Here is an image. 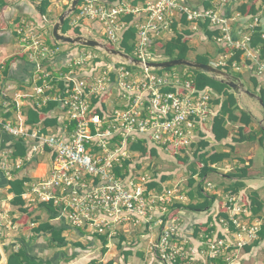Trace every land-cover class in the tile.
I'll list each match as a JSON object with an SVG mask.
<instances>
[{
	"label": "built area",
	"instance_id": "2783aa9c",
	"mask_svg": "<svg viewBox=\"0 0 264 264\" xmlns=\"http://www.w3.org/2000/svg\"><path fill=\"white\" fill-rule=\"evenodd\" d=\"M128 14L134 15L132 22L123 19ZM183 18L194 24L209 19L213 29L219 31L215 36L219 47L250 52L259 73L264 75V63L250 47L251 35L236 37L230 18L215 6L195 8L189 0H145L141 5L126 0L113 4L106 0H80L72 24L99 23L102 27L99 32L114 46L111 48L122 51L125 30L135 27L137 36L131 40L133 54L130 55L146 65V62L166 60L161 56L164 49L157 41L167 42L162 34L172 33L175 23L178 29L186 26ZM258 22L256 18L255 25ZM90 25L87 27L92 29ZM33 46L39 55L37 69L40 70L41 62L55 51L40 40H35ZM81 48L79 56L55 69L58 72L55 79L63 82L55 99L67 114L68 124L73 126L69 134L45 135L25 131L11 122L3 123L5 131L32 138L27 159L34 158L46 146L53 155L49 176L35 182L26 199L29 203H51L59 216H65L74 227L109 238L118 235L119 225L136 226L151 221L159 211L156 224L161 228L160 234L151 242L154 257L162 264H195L194 251L182 238L176 220L163 217L176 199L173 191L153 192L149 184L155 181L156 173L149 166L138 171L139 156L131 145L143 140L174 155L186 153V149L208 134V126L220 114L214 104L217 94L210 88L198 89L194 76L186 71L138 67L111 55L107 61L104 56L108 54L103 49ZM160 56L163 58L159 59ZM229 63L220 60L212 64L220 68L230 66ZM236 65L233 63L232 67ZM51 89H54L52 80L44 81L35 88V94L44 95ZM115 90L118 100L115 107L105 108L103 104ZM23 162V158H18L14 165L20 167ZM125 162H129L128 168ZM118 168L122 170L120 174ZM236 200L237 197L229 198L235 215L248 213L247 205L242 208ZM235 215L220 222L225 226L235 225L234 237L242 247L257 237L260 224H250ZM231 245L229 235L209 236L207 254L217 258Z\"/></svg>",
	"mask_w": 264,
	"mask_h": 264
},
{
	"label": "crops",
	"instance_id": "0c3cea01",
	"mask_svg": "<svg viewBox=\"0 0 264 264\" xmlns=\"http://www.w3.org/2000/svg\"><path fill=\"white\" fill-rule=\"evenodd\" d=\"M45 1L49 4L46 11H42V2ZM126 1L134 4V0ZM249 1L189 0V3L195 8L215 6L221 9L230 18L236 32L235 36L241 39L249 34L252 38L257 25L264 28L262 10L253 17L243 16L238 11L237 7L240 3ZM143 3L144 1L138 2L139 5ZM207 3L211 6L206 7ZM69 5L67 0H0V249L3 252L1 264H7L11 252L20 250L39 264H162L151 252V242L159 237L161 229L156 224V215L159 211L151 221L141 222L136 226L131 223L119 225L118 235L109 238L107 235L74 227L65 216H59L51 203H29L26 199L30 187L49 176L53 155L46 146L32 159H27L28 154L14 156L16 150L14 143L17 140L23 144H31L33 140L30 137L24 138L5 131L3 123L11 122L25 131H35L45 135L69 134L72 131L73 126L68 124L67 114L55 99L58 94L57 88H63V82L55 79L58 76L55 69L59 64L79 56L82 53V45L59 42L51 34L53 25ZM261 15L263 18L260 17ZM76 18L77 10L67 18L70 19L71 27L68 33L78 35L74 29L80 28V35L98 40L93 34L99 32L95 30L94 22L79 21L78 25H73L72 22ZM256 18L259 20L257 25H255ZM89 24L92 29L87 27ZM184 30L191 32L187 35L190 38L188 42L191 48L188 53L190 59L196 60L197 55L201 54L207 55L211 63L220 60L230 61L232 51L226 52L219 47L211 50L209 44L213 39L206 35L200 23L187 21L186 26L179 31ZM174 33L175 31L162 34V37L169 41L176 35ZM35 40L44 42L55 51L48 60H45L46 62L44 60L41 62L43 67L40 70L37 69L39 55L33 46ZM253 49L255 54L260 56V47ZM109 57L111 56L105 55L104 59L109 61ZM260 61L264 63V58L261 56ZM233 63L237 64L236 67H232ZM233 63L227 66L229 72L233 71L236 75L240 73L242 76L239 77L248 88L250 86L247 81H250L251 76L258 77L264 87V75L259 73L257 63L250 56V52L242 53L241 61H233ZM64 70L66 71L67 68ZM47 74L51 76L45 77ZM50 80L54 84V89L48 90L44 95L35 94L37 86ZM114 92L111 98L107 99L106 104H103L105 108L115 107L118 100L117 91ZM235 94L240 107L254 117L253 122L247 126L246 133L241 134L238 131L239 127L243 126L240 122H228L230 135L222 141H217L212 130L214 122L212 121L208 126V134L203 136L202 140L193 143L192 147L186 149V153L180 156L186 159V164L182 159L180 160V157L178 160L173 154L157 148L154 144L147 145L149 150L154 149L156 154L151 153L149 158L146 156L147 158L143 160L144 162L151 159L150 164L153 165L152 168L156 173L155 182H159V185L152 189L153 192L160 194L168 190L173 191L176 199L173 200L172 205L170 204L171 206L169 205L163 217L165 220H176L182 238L194 251L195 264H264V146L258 141L262 135L258 130L262 128L260 124L258 128L256 125L259 121L258 109L262 110V108L254 99L251 98L252 102H245L243 98L241 100L239 94ZM215 100V109L220 113L221 104H216ZM32 107L43 114H39L41 119L34 124L27 123L28 110ZM252 135H256L257 139L237 141L241 137ZM202 141L208 145L199 152H205L207 157L216 152L231 154L221 162H209L213 171L204 177L200 175L204 163L198 161L195 154L197 149L201 148ZM135 152L139 156L137 167L141 169L143 165L140 158L143 155L140 151ZM153 157L169 158L170 160L167 161L172 163V167L158 172L157 168L154 169L157 159L155 163ZM18 158L24 159L20 167L14 165ZM178 161L183 162L184 166L178 164ZM244 166L250 167V170L248 176L242 179L239 175L240 169ZM152 168L150 167L151 170ZM163 177H166V180H163ZM13 180L23 181L21 202L14 201L17 191L11 188ZM192 180H194L193 184L190 182ZM239 182H243L244 186L236 191ZM252 192H257L258 200L263 205L259 212H255L256 206L253 207L251 203ZM231 197H237L236 203L241 204L242 208L246 204L248 213L235 215L236 211L232 210L233 203L229 201ZM210 198H213V201L205 210L187 207L191 204L203 203ZM179 204L186 207L175 210L174 208ZM233 215L241 217L250 224H260L257 237L248 240L242 247L237 245L234 237L237 231L235 225L230 223L225 226L220 222V219L229 220ZM215 235L220 237L229 235L232 245L224 255L212 258L207 254V237ZM103 237H106L107 242H104Z\"/></svg>",
	"mask_w": 264,
	"mask_h": 264
},
{
	"label": "trees",
	"instance_id": "16d2710c",
	"mask_svg": "<svg viewBox=\"0 0 264 264\" xmlns=\"http://www.w3.org/2000/svg\"><path fill=\"white\" fill-rule=\"evenodd\" d=\"M109 1L110 3L117 2L118 0H106ZM140 1H145V0H134V4L137 5L138 2ZM264 2V0H263ZM49 2L45 1L42 2V11H46V7L48 6ZM211 4L207 3L206 7H210ZM238 11L240 12L241 15L243 16H255L261 11V6L256 5L253 0H250L249 2H242L238 5L237 7ZM124 20L127 22H132L134 20V15L129 14L123 17ZM184 24H187V19L183 18L182 20ZM97 23V22H96ZM98 27L101 29V25L97 23ZM200 25L206 35L210 39H214L215 36L219 35L218 29H213V27L210 25V20H205L204 22H200ZM178 24H174V30L176 32V35L170 39L167 42H162V41H157L158 45L161 46V48L164 49L163 52V57L165 59H174V58H189L188 53L191 50L190 46L188 45L189 42V35L191 32L189 31H179L177 29ZM95 28V27H94ZM71 29L70 27V19H66L65 24L63 26V32L67 33ZM76 34H80V28H75L74 29ZM264 28L261 25H257L254 28L252 38H251V47L252 48H257L258 46L260 47V56L261 58H264ZM137 36V31L135 28L132 26H129L124 34H123V41H122V48L124 51L128 54H133V47L131 44V40H134ZM222 49V48H221ZM226 52H233V55L230 58V62L232 63L233 61H241V55L243 53L242 50L239 49H224ZM223 50V51H224ZM196 60L199 62L203 63H210V58L207 55H201L198 54L196 57ZM181 69H186L187 73H191L194 76L195 79V85L198 89H205V88H210L215 91L217 94V98L215 100L216 104H221V112L218 116L214 118L213 122V133L215 135V139L217 141H222L230 135V130L227 127L228 122H240L243 126L239 127V132L241 134L246 133L247 126H249L252 122L254 117L245 109L241 108L239 105V101L237 98V95L233 92L232 88L229 87L226 83H223L221 80L213 78L211 76H208L202 72H199L197 70H194L192 68L188 67H179ZM222 69H226L230 71L229 68L227 67H220ZM166 70H173L172 68L166 69ZM162 71V70H161ZM238 76H242L240 73H237ZM250 81L252 84V88H250L252 91L258 93L264 100V87L261 81L259 80L258 77L256 76H251ZM51 106V104H50ZM53 106V105H52ZM50 108V107H49ZM48 108V109H49ZM240 111V113H238ZM40 113L36 109L29 108L28 110V119L27 123L34 124L35 122L39 121L41 119V115L39 116ZM43 115V114H42ZM46 119V118H45ZM47 120V119H46ZM262 131V129H261ZM257 137L256 135L248 136V137H241L237 141H244V140H256ZM259 143L264 146V133L262 131V135L260 138H258ZM208 145V143L202 141L200 146L201 148L197 149L196 151V157L199 159L198 161L204 163L203 168L201 169L200 175L204 177L206 174L209 172L213 171V169L209 166L210 163H215V162H221L225 158H228L231 154L230 153H214L207 157V154H204L205 152H199L200 149H205V147ZM15 151H14V156H26L28 154V149L29 145L27 143L21 142L20 140H17L14 143ZM131 148L135 151H140L143 156H151L155 155L156 152L154 149L148 148L147 144L143 140H139L137 142H134L131 145ZM176 155V154H175ZM142 156V157H143ZM182 158L180 157V160ZM182 161L186 164V159L183 158ZM183 163V162H182ZM129 167V162H125V168ZM127 170V169H126ZM240 172V177L243 179L248 176V172L250 170V167L244 166L242 167ZM129 171V170H127ZM117 172L120 174L122 172L121 169H117ZM163 180H166V177H163ZM156 181V180H155ZM151 182L149 184V187L151 189L157 187L159 185V182ZM192 184L194 183V180L190 181ZM22 186H23V181L21 180H13L11 182V188L16 192V198L15 200H18L21 202V193H22ZM193 186V185H192ZM244 184L243 182H239L237 184V190L238 191L241 187H243ZM191 195L193 196V193L191 192ZM213 198H210V200L205 201L203 203H197V204H191L190 206H187L190 209H195V210H205L207 207H209L212 203ZM251 203L256 208H254L255 212H259L262 210L263 205L261 202L258 200V194L257 192H252L251 193ZM181 207H186V205H178L174 209L179 210ZM104 238V242H107L106 237ZM7 264H39L36 260L31 259L27 254L23 251L20 250L18 252H11L9 257H8V262Z\"/></svg>",
	"mask_w": 264,
	"mask_h": 264
},
{
	"label": "water",
	"instance_id": "95a60500",
	"mask_svg": "<svg viewBox=\"0 0 264 264\" xmlns=\"http://www.w3.org/2000/svg\"><path fill=\"white\" fill-rule=\"evenodd\" d=\"M80 0H72L69 7L59 16L57 22L53 25V36L54 38L62 43L72 44V45H82L93 48L103 49L108 55L119 57L123 61L128 62L134 66L138 67H147L151 69H169L173 67H188L199 72H202L208 76L221 80L223 83H226L232 90L241 95L245 94L250 98L254 99L263 111V118L260 121V126L264 132V100L263 98L256 92L252 91L250 88L246 86L243 80L227 70L221 69L212 63H203L197 60H193L190 58H174L163 61H150L146 62V65L142 64V61L131 56L130 54L115 48L109 47L106 43H103L96 38L87 37L84 35H69L63 32V26L65 24L66 19L70 16V14L74 13L77 10ZM3 260V252L0 249V264Z\"/></svg>",
	"mask_w": 264,
	"mask_h": 264
},
{
	"label": "rangeland",
	"instance_id": "374dc122",
	"mask_svg": "<svg viewBox=\"0 0 264 264\" xmlns=\"http://www.w3.org/2000/svg\"><path fill=\"white\" fill-rule=\"evenodd\" d=\"M68 2H69V4L71 3V0H67ZM241 0H239V2H240ZM254 1V3H256V5H260L261 6V10L263 11V17H264V2H263V0H253ZM218 10H221V9H218ZM222 11V10H221ZM261 18H263L262 17V15L260 16ZM94 27H95V30L96 31H101V29L98 27V25H97V23L95 22L94 23ZM238 28V27H237ZM179 30H182V29H179ZM175 31V30H174ZM51 34H52V36H53V29H52V32H51ZM66 34H69L68 32L66 33ZM97 38H98V40L99 41H101V42H103V43H106L109 47H114V46H112L111 44H108L109 43V41H108V39H107V37L105 36V35H103L102 33H100V32H94L93 33ZM174 34H176V32L174 33ZM70 35V34H69ZM72 36H74L75 34H71ZM53 38H54V36H53ZM55 39V38H54ZM190 40V39H189ZM211 42V44H209L210 46H211V50L213 51V50H215V49H218V47H219V45L217 44V42H216V40L215 39H213V40H211L210 41ZM220 48V47H219ZM95 51V50H94ZM108 56H110V55H108ZM162 56V55H161ZM159 57V59H162L163 57ZM211 63V62H210ZM172 69H174V70H177V71H180V72H185L186 71V69H181V68H179V67H173ZM230 73H232V74H234L233 73V71H231ZM234 75H236V74H234ZM249 79V78H248ZM247 81V80H246ZM247 83H248V86H250V88H252V84H251V82L250 81H247ZM240 97H241V100H242V98H243V100H245V102L247 101H250V102H252L251 101V98L249 97V96H247V95H245V94H241V95H239ZM244 102V104H247V103H245ZM259 110V121H258V123L256 124L257 125V128L259 127V124H260V121L262 120V118H263V111L261 110V109H258ZM259 131V133H261L262 134V131L259 129L258 130ZM172 154V153H171ZM174 155V154H173ZM150 156V155H149ZM149 156H148V158H149ZM178 160H179V157L181 156L180 154L179 155H174ZM145 158H147L146 156H143V157H141L140 158V161H142V165H143V167L141 168V169H139L138 171H145V169H146V167H148L149 166V168L151 167H153V165L152 164H150V160L151 159H149V160H147V161H144L143 162V160L145 159ZM157 159V163H156V160ZM167 159H169V158H158V157H153V160H154V162L156 163V165L154 164V169L155 168H157L156 170L158 171V172H161V171H165V170H168L169 168H171L172 167V163H170V162H168L167 161ZM170 160V159H169ZM178 164H180V165H183L184 166V163H182V162H177ZM174 164V163H173ZM148 171V170H147ZM152 171H154L153 170V168H152ZM153 174L154 175V173L153 172H150L149 171V174ZM181 178H182V176H180Z\"/></svg>",
	"mask_w": 264,
	"mask_h": 264
}]
</instances>
